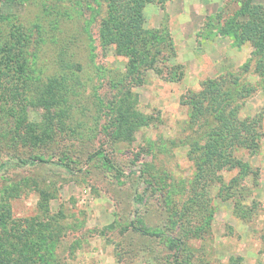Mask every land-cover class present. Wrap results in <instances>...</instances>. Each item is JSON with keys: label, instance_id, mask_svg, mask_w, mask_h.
Instances as JSON below:
<instances>
[{"label": "rangeland", "instance_id": "374dc122", "mask_svg": "<svg viewBox=\"0 0 264 264\" xmlns=\"http://www.w3.org/2000/svg\"><path fill=\"white\" fill-rule=\"evenodd\" d=\"M100 1L0 0V68L13 25H22L30 34L22 79L30 96L50 78L66 77L72 88L68 117L57 126L54 109L36 101L26 115L19 105L11 115L3 89L22 82L13 73L0 79V220L10 208L28 264H174L177 256L180 264H264V74L253 41L235 34L247 20L243 5L264 0L148 4L145 28L174 46L155 63L162 74L130 67L114 46L101 45ZM222 78L214 88L233 91L228 110L263 117L256 143L236 147L235 165L217 169L205 165L203 148L192 150L196 140L203 146L207 125L191 120L190 98ZM121 107L129 121L144 119L118 138ZM43 128L55 136L36 145L33 131ZM13 136L18 145L9 148ZM7 162L18 165L3 168ZM5 237L0 222L7 246Z\"/></svg>", "mask_w": 264, "mask_h": 264}, {"label": "trees", "instance_id": "16d2710c", "mask_svg": "<svg viewBox=\"0 0 264 264\" xmlns=\"http://www.w3.org/2000/svg\"><path fill=\"white\" fill-rule=\"evenodd\" d=\"M59 1L67 2L69 0ZM79 1L81 2V0ZM169 1L171 0H101L97 2L98 6L104 5L106 9L100 23L99 39L101 45L104 48L114 46L117 55L128 58V66L130 67L146 65L157 71L158 74H162V71L155 67V63L165 51H168L170 56L173 55L175 53L174 46L170 39L166 38L161 31H150L145 28L144 10L148 4L156 3L164 7ZM87 3L91 7L92 2L88 1ZM241 13L247 17V20L240 23L239 28H237L238 31L235 32L236 37L241 41H253L258 57L256 67L257 69H262L264 74V5L245 3ZM29 36L30 34L24 26L13 25L9 37L2 48V54L6 59V67L0 68V79L13 73L17 76L19 82H22V85L15 84L3 89L6 106L11 115H17L13 114V111L15 110L14 107L19 105L22 107L21 112L23 115H26L28 104L36 101L38 104L46 106L49 112L54 109L52 117L54 116L56 121H58L56 125L59 126L68 117L69 109L67 110L64 106L68 102L70 103L72 88L68 85L66 77L62 79L50 78L40 86L38 96L36 93L30 96L22 80L27 64L26 47L28 46ZM232 76L234 75H229V77ZM227 79L222 78L220 81L209 79L205 81L202 84L204 91L190 98L191 120L199 121L201 119L204 125H207L204 132L205 141L203 146H199V140H196L191 147L194 151L197 148H203V156L206 158L203 161L210 168L223 169L228 165H235L233 164L232 151L236 147L255 144L259 137L256 130L257 125L262 123L263 116L260 114L254 118L242 119L239 116V108L228 110L232 104L233 98L230 96L234 94L233 91L231 89L224 91L218 89L216 93L214 88V86L220 84L218 82H224ZM8 92L9 96L7 95ZM8 97L10 99L7 100ZM205 100L208 102L207 106L204 104ZM3 110H6L5 107H3ZM204 111L207 112V117H201ZM117 114L115 119L116 127L118 128V138L123 137L124 134H132L139 127L142 119H144L142 115H137V124L129 121V116L123 111V107L119 111L117 110ZM131 116L133 118L136 117L134 112H131ZM16 120L18 121L17 129H19V123L24 122L25 117H19ZM14 131L16 132V129ZM33 133H35L33 137L37 140L36 145L48 143L55 136L53 130L49 128H43L40 133L35 131ZM17 145V136H13L7 143L9 148ZM21 162L27 164L29 160H21ZM14 164L17 163H4L3 168ZM110 166L118 171L112 162ZM200 167L202 168L201 165ZM138 201L142 202L143 199L139 197ZM9 220L13 223L11 227L13 237L9 236L10 231L6 228ZM0 222L5 230V242L7 243V246H5L0 242V264H28L30 257L27 249H25L28 247L23 236L25 233L20 232L19 228L15 227L17 221L12 219L10 208L6 209V214L1 215ZM134 229L145 235L154 236V234L147 233L136 226ZM35 254L37 253L35 252ZM174 264H180L178 256L175 258Z\"/></svg>", "mask_w": 264, "mask_h": 264}]
</instances>
